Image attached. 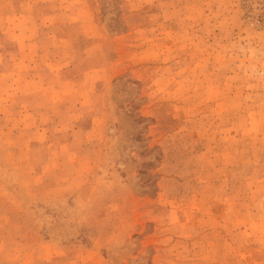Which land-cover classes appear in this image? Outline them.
<instances>
[{
    "label": "rangeland",
    "instance_id": "1",
    "mask_svg": "<svg viewBox=\"0 0 264 264\" xmlns=\"http://www.w3.org/2000/svg\"><path fill=\"white\" fill-rule=\"evenodd\" d=\"M0 264H264V0H0Z\"/></svg>",
    "mask_w": 264,
    "mask_h": 264
}]
</instances>
